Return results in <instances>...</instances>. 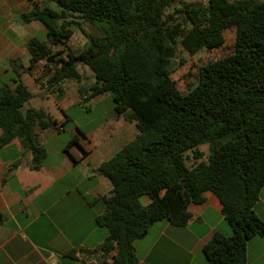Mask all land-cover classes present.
Returning a JSON list of instances; mask_svg holds the SVG:
<instances>
[{"label":"trees","instance_id":"1","mask_svg":"<svg viewBox=\"0 0 264 264\" xmlns=\"http://www.w3.org/2000/svg\"><path fill=\"white\" fill-rule=\"evenodd\" d=\"M178 1L33 2L20 17L40 22L46 37L26 41L29 65L11 60L14 74L0 80V149L20 139L32 153L31 168L39 170L48 155L40 131L59 122L43 108L26 107L32 92L22 72L42 63L53 89L81 81V67H88L95 82L80 86L82 100L110 94L116 115L139 131L94 171L112 183L95 219L108 230L104 256L135 264V240L160 220L187 225L191 206L210 192L233 233H214L203 246L206 264H247L248 241L264 236L254 210L264 186V1H192L166 13ZM75 27L87 38L81 50L69 46ZM228 28L236 30L234 52L201 66L198 84L183 93L172 77L184 62L174 64L178 50L194 55L217 48Z\"/></svg>","mask_w":264,"mask_h":264},{"label":"crops","instance_id":"2","mask_svg":"<svg viewBox=\"0 0 264 264\" xmlns=\"http://www.w3.org/2000/svg\"><path fill=\"white\" fill-rule=\"evenodd\" d=\"M36 1L41 2L0 0V14L9 17L17 8L13 14L21 15ZM25 24L26 28L8 25L17 34L15 43L0 30V80L14 74L11 60L20 58L25 67L29 65L30 53L24 43L37 32L28 36L26 29L36 26L46 33L40 22ZM82 71L81 81H65L53 89L45 84L42 63L32 72H22L21 79L32 92L26 107L43 108L63 130L56 127L40 131V142L48 155L39 170L31 168L32 153L20 139L0 149V212L4 216L0 223V264H114V256H104L102 249L108 230L95 221L104 210L103 197L109 195L112 183L94 171L135 139L139 131L124 114H115L110 121L89 130L77 125L82 113L71 115V110H88L91 105L82 100L80 86L95 82L88 67ZM68 121L75 124L69 131ZM62 132L71 136L68 141ZM73 139L75 142L70 144ZM84 195L94 203L89 204ZM190 210L192 219L187 225L179 227L160 220L144 237L135 240V264H206L203 246L214 233L230 236L233 231L213 193H206L205 201ZM251 247L264 258V237L248 241L247 264Z\"/></svg>","mask_w":264,"mask_h":264},{"label":"rangeland","instance_id":"3","mask_svg":"<svg viewBox=\"0 0 264 264\" xmlns=\"http://www.w3.org/2000/svg\"><path fill=\"white\" fill-rule=\"evenodd\" d=\"M192 1H207V0H179L176 4L169 6L166 9V13L172 11L176 5L182 6L183 3L186 2L188 3ZM254 1L261 2L264 0H254ZM16 9L17 8L13 9V12ZM13 12L9 14V17H6L4 14H0V30L4 34L8 35L11 41L15 43V41L18 40L17 34L14 33V31L11 29L12 27H9L8 25L14 26L15 28L20 25L26 28V24L20 18L19 13L16 12L13 14ZM84 28L87 31L94 30V27H92L89 23H86L84 25ZM74 30L75 32L69 42V46L74 50H81L87 44V38L80 29L75 27ZM34 32L35 33L37 32L36 35L41 39H44L46 37V33L43 31H38V27L36 26L31 28L30 30L26 29L25 34H28L29 36ZM224 34L226 38L224 44L212 50L203 49L194 55L189 54L185 50H180V49L178 50L176 57L173 59L174 64L179 63L181 59H183L184 62L176 69V71L172 74V77L178 88L183 93H187L189 90H191L193 87H195L198 84L199 68L201 66L207 64L210 61L217 60L234 52L235 41H236L235 28L226 29ZM83 68L86 67L82 66L81 69ZM88 101H90L89 103L91 104L88 110L83 107H77L71 110L70 112L71 115L73 114L75 116H76V112L80 111V113H82V118L81 117L79 118L77 125L81 126L83 130H89L92 127H96L97 125L107 122V120L110 121V119L115 116L116 113L114 111V101L110 94H108V97H96L95 99L94 97H91L89 98ZM74 126L75 124H73L71 121H68L66 124L67 131L72 130ZM61 135L63 136V138H66V141H68V139H70L71 137L66 132H62ZM203 149L205 152H207L208 146L205 145ZM102 204L104 206V203ZM254 210L256 211L258 216L264 221V186L261 189L260 197L257 203L255 204ZM258 237H264V236H258ZM257 247L258 250H260L259 247L261 246H257ZM258 250L256 251V248H252V247L249 250L250 264H264V258H260L259 256L260 254Z\"/></svg>","mask_w":264,"mask_h":264},{"label":"built area","instance_id":"4","mask_svg":"<svg viewBox=\"0 0 264 264\" xmlns=\"http://www.w3.org/2000/svg\"><path fill=\"white\" fill-rule=\"evenodd\" d=\"M57 130H58V131H62V130H63V127H62V126H58V127H57Z\"/></svg>","mask_w":264,"mask_h":264}]
</instances>
